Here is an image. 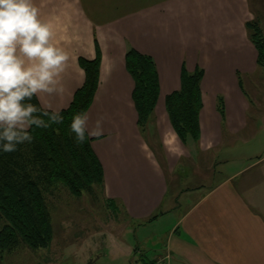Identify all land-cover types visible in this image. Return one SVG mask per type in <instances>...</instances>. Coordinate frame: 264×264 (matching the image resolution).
I'll return each mask as SVG.
<instances>
[{"label":"crops","instance_id":"obj_1","mask_svg":"<svg viewBox=\"0 0 264 264\" xmlns=\"http://www.w3.org/2000/svg\"><path fill=\"white\" fill-rule=\"evenodd\" d=\"M259 1L255 15L249 0H34L57 45L70 55L60 77L63 92L41 93L40 105L67 108L85 79L78 58L99 56L98 86L86 113L89 127L102 118L103 135L90 137V145L102 165L104 196L130 222L176 214L160 249L141 264H264V154L217 182L213 176L191 189L179 186L193 173H215L217 163L247 160L244 152H230L244 150L257 126H264L263 103L255 104L262 121L250 123L241 80L259 69L245 26L257 18L264 31ZM130 47L150 55L158 71V99L143 133L125 65ZM182 65L203 70L197 142L179 139L165 107V97L180 87ZM255 98L264 94L255 90ZM250 126L254 131L246 134ZM169 177L177 187L173 194ZM182 191L183 204L175 197ZM136 249L131 261L140 255Z\"/></svg>","mask_w":264,"mask_h":264},{"label":"trees","instance_id":"obj_2","mask_svg":"<svg viewBox=\"0 0 264 264\" xmlns=\"http://www.w3.org/2000/svg\"><path fill=\"white\" fill-rule=\"evenodd\" d=\"M245 26L257 51V63L264 66V31L257 18L247 21ZM78 63L85 79L70 105L61 112L63 122L47 129L33 126L31 143L19 145L15 152H0V257L20 243L32 249L50 244L53 230L47 197L54 190L63 187L79 197L83 192L92 193L95 185L103 188V169L91 148V138L77 143L69 130L72 115L86 113L92 103L98 86L100 57H79ZM125 65L134 81L131 97L137 126L143 133L158 99V71L150 55L132 47L126 51ZM202 77V68L189 72L182 65L180 87L165 97L170 124L183 143L197 142L200 137ZM31 103L42 107L36 97ZM218 109L223 115L221 100ZM105 201L110 205V200Z\"/></svg>","mask_w":264,"mask_h":264},{"label":"rangeland","instance_id":"obj_3","mask_svg":"<svg viewBox=\"0 0 264 264\" xmlns=\"http://www.w3.org/2000/svg\"><path fill=\"white\" fill-rule=\"evenodd\" d=\"M249 1L254 14H260L257 0ZM259 3L264 10V0L262 2L260 0ZM258 68L257 73L241 76L244 91L251 105L248 116L253 127L262 121L261 117L259 118L260 114L256 112L255 104L264 105V98L263 100L255 98V90L259 95L264 94V66L258 65ZM258 107L260 108V105ZM251 127L246 130V134L254 131ZM256 129L257 135L253 136L248 145L243 146L244 150L241 147L240 150L237 149L238 151L230 152L232 156L244 152L247 160L232 161L230 165L217 163L212 167L215 173L212 174V170L204 175L200 172L193 173L186 184L183 180L179 186L191 189L196 186L193 183L198 179H211L213 176L217 182L228 173L252 163V159L257 155L264 154V126H257ZM186 161L187 158H184L180 163L184 166ZM168 179L170 194H173V189L177 190V187L170 177ZM186 194V191L177 192L175 197L183 204ZM105 200L104 189L97 185L92 193L83 192L79 197L72 196L63 187L54 190L53 194L47 197L53 230L50 244L45 248L32 249L20 243L14 250L2 253L0 264H129V262L141 264L140 261L143 259L148 261L154 252L157 253L154 249H160L161 241L165 235L167 236L176 214L167 213V217L152 223L130 222L122 208L116 209L107 205ZM156 243L157 247H154ZM132 248H138L136 250H139L140 255L131 261L130 257L135 253ZM141 254L145 256L142 257Z\"/></svg>","mask_w":264,"mask_h":264},{"label":"clouds","instance_id":"obj_4","mask_svg":"<svg viewBox=\"0 0 264 264\" xmlns=\"http://www.w3.org/2000/svg\"><path fill=\"white\" fill-rule=\"evenodd\" d=\"M69 60L34 0H0V152L31 143L33 126L47 129L63 122V108L31 101L41 93L63 92L60 77ZM88 121L85 112L72 115L69 130L77 143L103 135L102 118L93 127Z\"/></svg>","mask_w":264,"mask_h":264}]
</instances>
